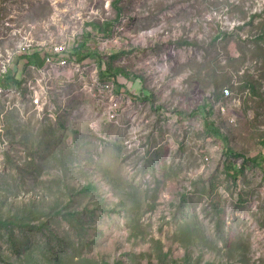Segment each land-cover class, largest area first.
Listing matches in <instances>:
<instances>
[{"label":"rangeland","instance_id":"rangeland-1","mask_svg":"<svg viewBox=\"0 0 264 264\" xmlns=\"http://www.w3.org/2000/svg\"><path fill=\"white\" fill-rule=\"evenodd\" d=\"M108 1L115 119L68 72L56 121L0 98V264H264V0ZM53 13L0 0V32Z\"/></svg>","mask_w":264,"mask_h":264},{"label":"built area","instance_id":"built-area-1","mask_svg":"<svg viewBox=\"0 0 264 264\" xmlns=\"http://www.w3.org/2000/svg\"><path fill=\"white\" fill-rule=\"evenodd\" d=\"M41 1L54 9L50 17L35 22L19 17L12 22L5 20L2 25L0 36L8 45L7 49L3 48L0 59V98L6 101V109L22 112L27 106L37 115L56 121L71 112L65 98L66 83L60 77L68 72L81 91L103 99L109 120L115 119L122 101L113 82L102 77L104 65L100 67L91 57L79 60L75 56L83 29L94 20L106 22L99 13L100 0L89 3L82 0ZM109 8V1L102 0L105 15ZM11 72L16 74L11 75ZM9 74L11 77L7 79ZM222 93L224 97H230L228 89Z\"/></svg>","mask_w":264,"mask_h":264},{"label":"trees","instance_id":"trees-1","mask_svg":"<svg viewBox=\"0 0 264 264\" xmlns=\"http://www.w3.org/2000/svg\"><path fill=\"white\" fill-rule=\"evenodd\" d=\"M86 49H87V45H86V42H82L79 46V50H76L75 52V56L79 59V60H84L86 58H90V57H93L95 56V54L91 53V52H86ZM78 51V52H77ZM102 66V65H101ZM106 71H110V67L108 69H105L104 68V71H102V76H104V72ZM107 75H109L110 73H106ZM10 74L7 75V79H10ZM114 77V76H113ZM145 98H148V97H145ZM207 128L209 129V133L213 134V135H216V136H220V133H219V130L217 128H215L213 126V124L211 123H208L206 124ZM235 156V155H234ZM228 168H231V167H228ZM240 171H234L233 172V177L234 179H236V176L237 174H239Z\"/></svg>","mask_w":264,"mask_h":264}]
</instances>
